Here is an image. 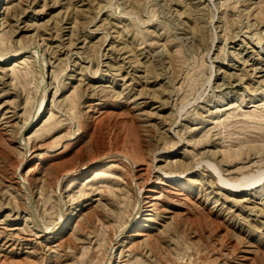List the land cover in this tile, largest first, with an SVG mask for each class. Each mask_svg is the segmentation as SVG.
<instances>
[{
	"label": "rangeland",
	"instance_id": "rangeland-1",
	"mask_svg": "<svg viewBox=\"0 0 264 264\" xmlns=\"http://www.w3.org/2000/svg\"><path fill=\"white\" fill-rule=\"evenodd\" d=\"M0 56V264H264V0H6Z\"/></svg>",
	"mask_w": 264,
	"mask_h": 264
},
{
	"label": "bare ground",
	"instance_id": "bare-ground-1",
	"mask_svg": "<svg viewBox=\"0 0 264 264\" xmlns=\"http://www.w3.org/2000/svg\"><path fill=\"white\" fill-rule=\"evenodd\" d=\"M5 2H6V0H0V11H1V9L3 8V5L5 4ZM40 43V42H39ZM38 44V43H37ZM36 45V44H35ZM40 45V44H39ZM37 46V45H36ZM32 47V46H31ZM38 50L39 49H35V52L34 53H36V52H38ZM40 51V50H39ZM20 52H24V51H19V53L18 54H20ZM33 52V51H32ZM31 52V53H32ZM33 53V54H34ZM38 54V53H37ZM14 55V54H13ZM42 55V54H41ZM11 56V55H10ZM35 56H36V54H35ZM40 56V55H39ZM37 57H38V55H37ZM42 57V56H41ZM16 59H18V58H16ZM42 59V58H41ZM40 59V60H41ZM8 61V59L7 58H4V57H1L0 56V63H6ZM37 62V61H36ZM41 62V61H40ZM45 63V62H44ZM39 64V63H38ZM41 64H42V62H41ZM40 64V66H42ZM44 65V64H43ZM43 69H44V66H43ZM42 69V70H43ZM39 70H41V69H39ZM44 71V70H43ZM40 73H41V71H40ZM45 74V73H44ZM43 75V74H42ZM42 75H41V77H42ZM44 77H45V75H44ZM43 78V77H42ZM42 78H40L41 80H42ZM38 108V107H37ZM43 111H44V109H42V107L39 109V112L37 113V115L35 116V119L33 118V120L34 121H32L31 120V126H33V125H35L39 120H40V116L42 115V113H43ZM31 119H32V117H31ZM27 125V124H26ZM26 125H25V127H26ZM28 126V125H27ZM29 127V126H28ZM24 129V128H23ZM27 129V128H26ZM25 130V129H24ZM24 134V133H23ZM21 137V136H20ZM19 137V138H20ZM22 138V137H21ZM24 140V139H23ZM22 140V141H23ZM22 143V142H21ZM21 145V144H20ZM26 145V144H25ZM22 146V145H21ZM24 148H25V146H24ZM28 148V147H27ZM26 150V149H25ZM27 153V152H26ZM25 162V161H24ZM131 163H132V160H131ZM130 163V164H131ZM88 166V165H87ZM86 166V167H87ZM20 167V166H19ZM86 167H81V168H79V169H76L75 171H76V173H75V175H78V176H80V175H82L83 174V172H84V170H85V168ZM89 167V166H88ZM133 167V166H132ZM136 169V168H135ZM74 171V170H73ZM68 175V174H67ZM64 177V176H63ZM149 178V177H148ZM63 181V180H62ZM60 182V181H59ZM59 182H57V183H59ZM62 184V183H61ZM134 184V183H133ZM60 185V184H59ZM135 185V184H134ZM142 185V184H141ZM138 187V186H137ZM60 189V188H59ZM60 192V191H59ZM141 194V193H140ZM138 196V195H137ZM140 196V195H139ZM150 197V196H149ZM146 198H148V195H145V196H141V197H137V206H134V207H136V209L135 208H133V212H134V209H135V212H134V214H132L131 216H132V218H131V220H130V222H129V226H130V229L128 228V233L126 234V237L127 238H130V237H138V236H142L143 235V232L145 231V230H147L149 227H150V224L147 222V221H145L146 219H148V218H146V215H148V214H146L144 211H146L147 209H144V207H147V206H143V204H142V202H144V200L146 199ZM148 211V210H147ZM74 215H75V213H72L71 214V217L69 218V219H67V220H65V221H63L59 226H57V230H56V233H62V232H64V231H66V230H68V228H69V224H70V221L72 220V218L74 217ZM130 217V216H129ZM130 219V218H129ZM62 220V219H61ZM60 223V222H59ZM55 227H56V225H55ZM127 227V226H126ZM50 228V227H49ZM48 228V229H49ZM47 229V228H46ZM121 229V228H120ZM125 228H123V230H124ZM54 230V229H53ZM46 231V230H45ZM148 231V230H147ZM124 232V231H123ZM117 233H119L118 231H117ZM117 235V234H116ZM119 235V234H118ZM122 235V234H121ZM145 236V235H144ZM115 237V236H114ZM119 237V236H118ZM114 240V239H113ZM110 248V247H109ZM113 248V247H112ZM108 251H110V249L108 250ZM112 252H113V250H112ZM108 256V255H107ZM111 259V258H110ZM107 262V261H106ZM102 263H105V262H102ZM108 263V262H107ZM106 263V264H107Z\"/></svg>",
	"mask_w": 264,
	"mask_h": 264
}]
</instances>
